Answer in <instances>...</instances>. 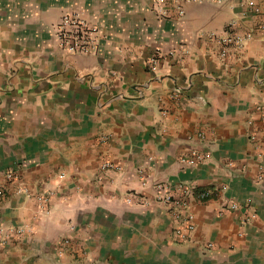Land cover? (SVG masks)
Here are the masks:
<instances>
[{
    "label": "crops",
    "instance_id": "0c3cea01",
    "mask_svg": "<svg viewBox=\"0 0 264 264\" xmlns=\"http://www.w3.org/2000/svg\"><path fill=\"white\" fill-rule=\"evenodd\" d=\"M153 3L0 0V264H264L262 15L248 0L186 2L181 17ZM74 9L103 32L94 52L50 33ZM194 148L210 157L183 164ZM156 183L188 189L193 231L176 232Z\"/></svg>",
    "mask_w": 264,
    "mask_h": 264
},
{
    "label": "built area",
    "instance_id": "2783aa9c",
    "mask_svg": "<svg viewBox=\"0 0 264 264\" xmlns=\"http://www.w3.org/2000/svg\"><path fill=\"white\" fill-rule=\"evenodd\" d=\"M195 1V2H204L208 0H154V9L156 12L164 17L169 16L172 9H174L178 15L181 17L185 14L184 4L186 2ZM212 1H221V0H212ZM248 6L254 10L257 14L262 15V20L260 21V28L264 31V6H261L257 3L256 0H248ZM237 23L236 19H233L229 23V27H233ZM50 33L54 37L59 45V47L65 51L72 53H91L96 51L99 48L103 32L100 26L91 21L89 18L85 17L83 12L78 9L69 10L62 14L59 21L51 28ZM252 31L248 34H238V33H228L225 36L219 38V42L223 46V53H226L227 49L231 46H240L243 42L252 36ZM213 37V36H212ZM200 136L204 137L203 133H200ZM210 157V152L200 151L199 149H192L189 155L181 157V162L185 165H196L206 161ZM103 168L108 169L112 168L114 164L110 161L103 162ZM18 173L16 171H9L6 173V176L9 178L16 177ZM167 187L163 183H156L154 185V199L156 201L165 202L173 206V214L178 220L186 222L185 228H177L176 232L179 235H186V232H191L195 228L193 222L192 213H184L183 208L188 205L187 198L185 197L188 189L186 187L180 188L184 192L183 198H175L170 192L166 191ZM19 191L27 192V189L24 187L18 188ZM4 194L3 188L0 187V196ZM201 198H207L209 195L208 190H201L199 192ZM138 198V199H136ZM49 197L41 196V208H44L45 204L48 202ZM137 200L141 203H146V198L139 196V194H132L127 198L128 202H133ZM239 205L236 201L229 202L223 205V208L220 210L222 214L224 210H236ZM18 233L26 231L24 228L12 229ZM7 230L3 227H0V240L6 241ZM212 245V244H210Z\"/></svg>",
    "mask_w": 264,
    "mask_h": 264
}]
</instances>
